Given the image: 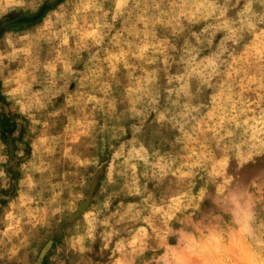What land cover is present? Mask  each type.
<instances>
[{
	"label": "rangeland",
	"instance_id": "1",
	"mask_svg": "<svg viewBox=\"0 0 264 264\" xmlns=\"http://www.w3.org/2000/svg\"><path fill=\"white\" fill-rule=\"evenodd\" d=\"M262 168L264 0H0V264H160Z\"/></svg>",
	"mask_w": 264,
	"mask_h": 264
},
{
	"label": "clouds",
	"instance_id": "2",
	"mask_svg": "<svg viewBox=\"0 0 264 264\" xmlns=\"http://www.w3.org/2000/svg\"><path fill=\"white\" fill-rule=\"evenodd\" d=\"M205 192L208 209L198 218L184 217L169 226L160 264H264V168L248 179H213Z\"/></svg>",
	"mask_w": 264,
	"mask_h": 264
}]
</instances>
